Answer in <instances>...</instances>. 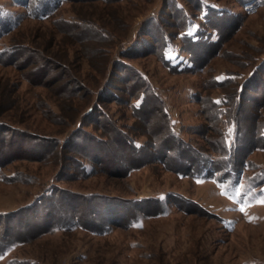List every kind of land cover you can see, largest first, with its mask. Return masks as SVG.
<instances>
[{"label":"rangeland","instance_id":"1","mask_svg":"<svg viewBox=\"0 0 264 264\" xmlns=\"http://www.w3.org/2000/svg\"><path fill=\"white\" fill-rule=\"evenodd\" d=\"M31 1L0 0V264H264V0H209L223 28L201 0Z\"/></svg>","mask_w":264,"mask_h":264},{"label":"trees","instance_id":"2","mask_svg":"<svg viewBox=\"0 0 264 264\" xmlns=\"http://www.w3.org/2000/svg\"><path fill=\"white\" fill-rule=\"evenodd\" d=\"M55 1H54V5H53L52 2L47 1L48 4L51 5V6H49V7L42 6V7L39 8L38 5L37 6L35 5V3L37 1H34L33 0V1H31V2H29L27 4L26 13L30 17H41V15L43 13H45V11H48V10H50L53 13L54 10L57 9V6L59 4V0L56 1V3H55ZM239 1L242 3L241 5H243V6L246 5V3H247V0H239ZM37 3L42 4V2H37ZM200 3H201V5H200V11L201 12H205L204 13L205 17H208L210 14H211V16H214L212 20H211V17H210V20H209L210 22H208V23H211V25L214 26V27H217L218 26L220 28H223V25L220 24L221 21H222L220 15H222L226 11L222 10L223 8L220 9V7H217L214 3H212L209 0H201ZM32 14L35 15V16H33ZM187 15H189L188 10H187ZM7 18L5 19L4 22L0 23V27L2 28V30L0 32H2V31H5L6 32V31L10 30L11 28H13V26L11 27V24L12 23L9 24V20ZM184 28H187V30H188L190 28V22H188V21H187V23L185 22ZM179 32L177 31L176 33H179ZM164 33H165V31H164ZM202 37H203V34L200 33V30H197L196 33H189V31H185L184 32V35H182V38L184 39V42H185V43H183V46L185 47L186 50L189 49L188 51L192 52L193 50H192V47L191 46L194 45L195 49H198L199 47H201L202 45L205 44L206 41L204 39H202ZM221 37L222 36H220L216 41L208 40V43L207 44H211V47H215V49H216V48H218L220 46ZM206 38L208 39V38H210V36L207 34ZM187 41H188V45H187ZM4 45L5 46L3 48L0 47V57L1 56H5V57L8 56L9 58H11L12 57V53L15 55L14 47H12L9 44H4ZM148 90H149L148 89V86H147V84H145L143 90L141 91L142 92L141 93L142 95H141L140 98H142V99L140 101V104L139 105H135V107L133 109H134L135 115H137V116L140 117L139 120H141V121L142 120H145L147 122V124H150L151 125L152 124L151 113H150L151 111L149 109H147V107H145L146 106V100H147L146 98H148L146 93L148 92ZM149 91L151 92V95H152V97L154 99H156L157 101L158 100L160 101L159 94L156 91H155V93H156V95L158 97L156 95H154L155 94L154 91H152V90H149ZM213 100H212V103L217 106V110L219 111L220 104L219 103H216ZM160 102H162V101H160ZM164 105H165L164 103L162 104V106L159 105L160 109H162V111H163L161 114H163L167 118H170L169 112H168V110H166V108H164ZM230 108H232V107H230ZM229 110H231V109H229ZM168 122H169V120H168ZM2 130L3 129H1V131ZM4 130H6V129H4ZM119 133H121V132H119ZM167 133H168V137L170 139H165L164 144L167 143L166 141H168V140H173V141L179 143V147H177V148H169L170 150H174L175 149V150L181 151V146L180 145H183L184 146L186 144H187V147L190 148V143L188 141L183 140L175 132L171 131V128L168 129V132ZM222 140L223 139H221V138H219L218 140L214 139V141L216 143H219V147L222 146L221 145ZM242 142L245 144V139H243ZM125 144H127V143H125ZM130 144H132V142H130ZM249 145H251V144H249ZM144 146L145 145H140L139 148L141 149ZM236 147H237L236 141H233L230 144H226V145L224 144V148L227 150V152L233 151V149L236 148ZM133 148L136 149V147H134V146H133ZM241 149L243 150L244 148L241 146ZM234 157H235V155H234ZM197 160L198 161H196V163H190L189 165H187V170H186V166H182V165H177V166L175 165V168H176V170L178 172L187 174V176H191V177H194V176H206L208 174L206 172V168H205V166H206L205 164L206 163L207 164H210L211 166H213V165L216 166V165H219L220 163H222V162H219V159L214 158L213 156L211 157L210 155H207L204 158L203 157L202 158L199 157V159H197ZM243 163H244V161H243ZM220 166H221V164L219 165V167ZM213 170H214V172L217 173V170L216 169H213ZM211 175H214V174H211ZM254 177H255V180H257L259 183L264 182L263 180H258V177H259L258 174L255 175Z\"/></svg>","mask_w":264,"mask_h":264},{"label":"snow or ice","instance_id":"3","mask_svg":"<svg viewBox=\"0 0 264 264\" xmlns=\"http://www.w3.org/2000/svg\"><path fill=\"white\" fill-rule=\"evenodd\" d=\"M230 135H231V130H230ZM255 202L264 203V195H262L260 198H258L257 200H255ZM239 210L240 211H244L245 209L242 207Z\"/></svg>","mask_w":264,"mask_h":264}]
</instances>
